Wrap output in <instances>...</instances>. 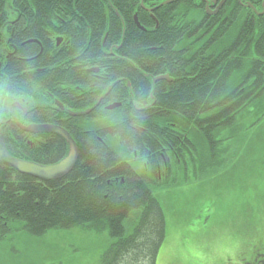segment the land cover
<instances>
[{
    "label": "trees",
    "instance_id": "1",
    "mask_svg": "<svg viewBox=\"0 0 264 264\" xmlns=\"http://www.w3.org/2000/svg\"><path fill=\"white\" fill-rule=\"evenodd\" d=\"M192 11L200 12L183 3L161 8L159 28L153 23L138 35L140 49L157 50L140 52L137 66L175 77L170 98L137 102L147 107H132L137 116L109 118L108 127L118 123V133L75 134L79 160L65 179L42 183L0 165L1 235L18 223L34 237L76 227L107 231L114 242L101 264H156L166 218L155 190L186 186L190 175L215 174L229 161L234 132L243 133L247 118L251 128L264 118V19L237 0L208 21L202 14L189 18ZM182 32L188 34L181 38ZM185 74L188 81L182 82ZM168 147L173 164L167 180H159ZM68 151L60 138L57 162Z\"/></svg>",
    "mask_w": 264,
    "mask_h": 264
},
{
    "label": "flooded vegetation",
    "instance_id": "2",
    "mask_svg": "<svg viewBox=\"0 0 264 264\" xmlns=\"http://www.w3.org/2000/svg\"><path fill=\"white\" fill-rule=\"evenodd\" d=\"M156 1L0 0V135L11 157L43 166L55 165L68 156L69 143L54 131L33 132L30 128H61L77 145L75 134L118 133V123L108 127V119L137 116L132 107L134 111L147 108L139 107L137 102L154 104L170 98L175 77L169 73L151 75L137 66L140 52L157 50L140 49L139 32H150L153 23L157 30L158 10L173 4L192 6L200 12L192 11L189 18L197 20L203 16L208 21L218 18L225 5L234 2ZM237 1L264 19V0ZM187 34L179 35L184 38ZM197 35L192 33L193 37ZM152 67L148 65V69ZM159 77L167 79L155 81ZM180 80L188 81L187 75ZM182 88V99L186 100ZM60 138L69 151L57 162ZM171 151L169 147L163 149L168 161L163 171L158 167L159 180L168 178L173 164ZM0 165L16 171L1 162ZM261 257V261L248 264H264V254Z\"/></svg>",
    "mask_w": 264,
    "mask_h": 264
},
{
    "label": "rangeland",
    "instance_id": "3",
    "mask_svg": "<svg viewBox=\"0 0 264 264\" xmlns=\"http://www.w3.org/2000/svg\"><path fill=\"white\" fill-rule=\"evenodd\" d=\"M251 119L243 122V133L234 132L226 152L229 161L215 174L190 175L186 186L155 190L166 218L158 264H248L263 259L264 118L254 128L248 124ZM14 227L0 234V264H101L114 242L107 231L82 227L51 230L40 237L31 236L20 223Z\"/></svg>",
    "mask_w": 264,
    "mask_h": 264
},
{
    "label": "water",
    "instance_id": "4",
    "mask_svg": "<svg viewBox=\"0 0 264 264\" xmlns=\"http://www.w3.org/2000/svg\"><path fill=\"white\" fill-rule=\"evenodd\" d=\"M165 79H167V77H159L155 79V81ZM29 130L33 132H56L69 143L70 152L68 156L61 162L51 166H43L28 161L18 160L11 157L5 150L4 140L2 135H0V162L11 166L20 174L30 176L43 182H50L54 180L57 181L68 176L78 161L77 145L71 136H69L68 133L61 128H51L44 126L30 128Z\"/></svg>",
    "mask_w": 264,
    "mask_h": 264
}]
</instances>
